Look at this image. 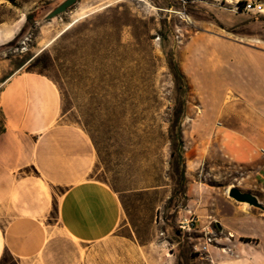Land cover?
Here are the masks:
<instances>
[{"label": "rangeland", "instance_id": "374dc122", "mask_svg": "<svg viewBox=\"0 0 264 264\" xmlns=\"http://www.w3.org/2000/svg\"><path fill=\"white\" fill-rule=\"evenodd\" d=\"M63 1L0 0V30L17 28L0 45V61L54 60L44 74L59 77L65 120L92 141L90 177L120 201L117 233L148 247L143 257L130 254L133 264H264L258 243L249 241L239 254L212 219L220 209L229 212L227 201L237 205L228 188L256 191L253 167L229 162L212 136L254 120L255 105L238 86V61L264 53V0H77L45 20ZM246 2L262 12L242 10ZM30 13L35 21L24 28ZM175 108L183 110L174 122L181 147L168 138ZM189 216L195 228L180 231L178 222ZM206 238L208 252H200Z\"/></svg>", "mask_w": 264, "mask_h": 264}, {"label": "crops", "instance_id": "0c3cea01", "mask_svg": "<svg viewBox=\"0 0 264 264\" xmlns=\"http://www.w3.org/2000/svg\"><path fill=\"white\" fill-rule=\"evenodd\" d=\"M11 30H0V45L14 38L17 28L8 36ZM30 61H0V264H133L130 254L143 257L148 247L117 233L122 206L90 177L97 162L92 141L65 120L56 84L26 70ZM238 66L254 120L221 127L212 140L229 162L253 167V193L264 202V53L249 52ZM235 204L227 201L229 212L212 218L224 241L239 254L255 241L264 255V212Z\"/></svg>", "mask_w": 264, "mask_h": 264}, {"label": "trees", "instance_id": "16d2710c", "mask_svg": "<svg viewBox=\"0 0 264 264\" xmlns=\"http://www.w3.org/2000/svg\"><path fill=\"white\" fill-rule=\"evenodd\" d=\"M33 14L34 13H30V14L26 15V23H25L24 28L29 23H33L35 21V19L33 18ZM29 64L30 65L27 68L28 71L36 72L38 74L45 75L44 72L49 71V69L54 64V60L52 58H50L49 56H46V55H37L35 58H33L29 62ZM39 67H41L40 70L38 69ZM170 68L174 71L176 80H178V82H180V84L182 86H184V88L186 89L187 85H186L185 77L183 76L179 67L175 63L172 62L170 64ZM45 76H47V75H45ZM48 78H50L56 85H58V86L60 85V81H59L58 76L54 75L52 78L51 77H48ZM182 114H183V110L182 109L180 110L178 108H175L173 110V112L171 113L172 122H171V125L169 126V129H168V138H169V140H172L174 147H176V144L180 147L182 145V132H181L180 126H177L174 124V122L178 123ZM170 154L172 156H175V153L173 150L171 151ZM176 159L181 161V162L183 161L180 151H178ZM181 180L182 181L184 180V174H181ZM245 242H247V241H245Z\"/></svg>", "mask_w": 264, "mask_h": 264}, {"label": "water", "instance_id": "95a60500", "mask_svg": "<svg viewBox=\"0 0 264 264\" xmlns=\"http://www.w3.org/2000/svg\"><path fill=\"white\" fill-rule=\"evenodd\" d=\"M76 1L77 0H64L45 16V20H50L65 13L76 3ZM227 197L236 203L264 212V206L259 202L255 195L247 192H241L234 186L227 190Z\"/></svg>", "mask_w": 264, "mask_h": 264}, {"label": "built area", "instance_id": "2783aa9c", "mask_svg": "<svg viewBox=\"0 0 264 264\" xmlns=\"http://www.w3.org/2000/svg\"><path fill=\"white\" fill-rule=\"evenodd\" d=\"M251 4V11H247V12H254V13H260L262 12V6L256 3H252ZM197 224V221L195 219V217L193 216H189L188 218H185L183 220H180L178 222V229L182 232H189L191 230H193L195 228ZM211 239L210 238H206V242H204V244L202 245V247L199 249L200 252H208V247L211 243Z\"/></svg>", "mask_w": 264, "mask_h": 264}, {"label": "bare ground", "instance_id": "6f19581e", "mask_svg": "<svg viewBox=\"0 0 264 264\" xmlns=\"http://www.w3.org/2000/svg\"><path fill=\"white\" fill-rule=\"evenodd\" d=\"M239 8V7H238ZM241 8H242V10H244V11H251V4H250V2H246V3H242L241 4ZM82 15V14H81ZM80 15V16H81ZM83 15H84V13H83ZM84 17V16H83ZM79 19V18H78ZM74 22V21H73ZM14 30H15V28H14ZM14 30H11V31H9L8 32V36H10L11 34H12V32L14 31ZM57 37V36H56ZM229 189V188H228ZM227 189V190H228Z\"/></svg>", "mask_w": 264, "mask_h": 264}]
</instances>
